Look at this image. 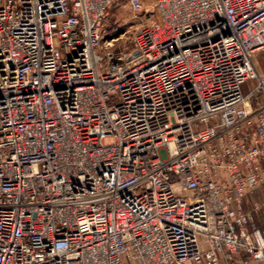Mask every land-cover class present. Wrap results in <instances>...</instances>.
<instances>
[{"label": "built area", "instance_id": "1", "mask_svg": "<svg viewBox=\"0 0 264 264\" xmlns=\"http://www.w3.org/2000/svg\"><path fill=\"white\" fill-rule=\"evenodd\" d=\"M115 2L0 0V264H264V0Z\"/></svg>", "mask_w": 264, "mask_h": 264}, {"label": "rangeland", "instance_id": "2", "mask_svg": "<svg viewBox=\"0 0 264 264\" xmlns=\"http://www.w3.org/2000/svg\"><path fill=\"white\" fill-rule=\"evenodd\" d=\"M142 9L133 10L128 0H116L110 7L107 17L103 23V39H110L115 49H131L133 33L139 26L149 22L152 17H148L147 12L153 11V0H141ZM154 18V16H153ZM253 64L258 77L247 79L242 85L243 93L249 92L255 87L259 78L264 80V49L258 50L253 55ZM263 98V91H257V100ZM253 100V99H252ZM262 196V190L258 188L247 194L243 200V206L249 210L255 201ZM261 216V214H260ZM259 217V215H257ZM262 218V217H260Z\"/></svg>", "mask_w": 264, "mask_h": 264}]
</instances>
